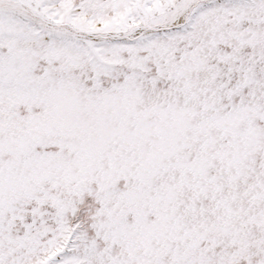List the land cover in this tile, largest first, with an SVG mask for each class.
Wrapping results in <instances>:
<instances>
[{
  "label": "snow or ice",
  "instance_id": "snow-or-ice-1",
  "mask_svg": "<svg viewBox=\"0 0 264 264\" xmlns=\"http://www.w3.org/2000/svg\"><path fill=\"white\" fill-rule=\"evenodd\" d=\"M0 264H264V0H0Z\"/></svg>",
  "mask_w": 264,
  "mask_h": 264
}]
</instances>
